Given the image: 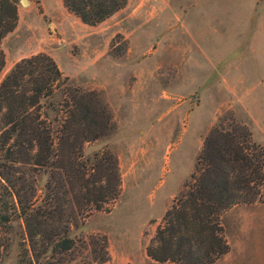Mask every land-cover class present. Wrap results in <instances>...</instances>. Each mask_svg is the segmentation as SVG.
<instances>
[{
    "label": "rangeland",
    "instance_id": "1",
    "mask_svg": "<svg viewBox=\"0 0 264 264\" xmlns=\"http://www.w3.org/2000/svg\"><path fill=\"white\" fill-rule=\"evenodd\" d=\"M16 6V26L0 44V80L20 60L44 54L61 74L43 108L50 118L64 112L70 89L95 93L110 117L106 135L85 143L81 160L111 155L117 190L93 204L70 200L83 209L59 264H176L155 263L146 251L193 184L209 131L244 126L264 148V0H126L92 26L63 0ZM19 168L17 176L35 179L39 200L50 173ZM5 189L0 178V264H30L23 218ZM260 195L262 202L220 215L215 234L228 250L210 264H264V179ZM49 226L59 229L56 221ZM92 248L107 261L92 262Z\"/></svg>",
    "mask_w": 264,
    "mask_h": 264
},
{
    "label": "trees",
    "instance_id": "2",
    "mask_svg": "<svg viewBox=\"0 0 264 264\" xmlns=\"http://www.w3.org/2000/svg\"><path fill=\"white\" fill-rule=\"evenodd\" d=\"M125 2L63 0V5L92 26L109 18ZM16 22V0H0V44ZM3 67L0 49V74ZM60 81L57 66L44 54L20 60L0 80V178L23 218L33 257L30 264H59V257L73 247L68 233L83 206L73 209L70 200L80 196L87 204L97 203L114 195L119 184L116 160L111 155L81 160L84 144L106 135L110 121L95 93L70 89L64 112L56 110L50 118L44 111ZM198 161L201 167L193 184L165 213V224L157 229L154 245L147 248V256L157 263L210 264L228 250L215 234L220 215L234 205L262 202L264 148L251 140L247 127H213L203 141ZM20 166L50 173L39 200L35 179L17 176ZM89 166L99 173L89 174ZM40 206L47 207L40 212ZM53 221L59 226L57 232L49 226ZM91 253L92 262L107 261L105 252L92 248Z\"/></svg>",
    "mask_w": 264,
    "mask_h": 264
},
{
    "label": "crops",
    "instance_id": "3",
    "mask_svg": "<svg viewBox=\"0 0 264 264\" xmlns=\"http://www.w3.org/2000/svg\"><path fill=\"white\" fill-rule=\"evenodd\" d=\"M254 104H255V105H253V106H257V105H256V104H257V101H255ZM246 107H247V109L250 110L249 112L251 113L252 105L249 103V106L247 105ZM155 263H157V262H155ZM165 263H166V262H165Z\"/></svg>",
    "mask_w": 264,
    "mask_h": 264
},
{
    "label": "water",
    "instance_id": "4",
    "mask_svg": "<svg viewBox=\"0 0 264 264\" xmlns=\"http://www.w3.org/2000/svg\"><path fill=\"white\" fill-rule=\"evenodd\" d=\"M23 4L27 3V0H20Z\"/></svg>",
    "mask_w": 264,
    "mask_h": 264
}]
</instances>
